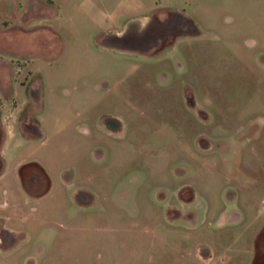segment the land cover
<instances>
[{
	"label": "rangeland",
	"instance_id": "obj_1",
	"mask_svg": "<svg viewBox=\"0 0 264 264\" xmlns=\"http://www.w3.org/2000/svg\"><path fill=\"white\" fill-rule=\"evenodd\" d=\"M202 242L264 263V0H0V264Z\"/></svg>",
	"mask_w": 264,
	"mask_h": 264
},
{
	"label": "crops",
	"instance_id": "obj_2",
	"mask_svg": "<svg viewBox=\"0 0 264 264\" xmlns=\"http://www.w3.org/2000/svg\"><path fill=\"white\" fill-rule=\"evenodd\" d=\"M207 218V217H206ZM204 218L203 221L201 222L202 227H198L199 232H201L202 235L204 234H210L212 236H215L213 239L216 238V228L220 229V225L218 222L214 223H207V219ZM219 246L216 247V244L214 242H209L207 243H199L196 246V250H194V255L202 260L204 264H229V256L228 255H222L219 252ZM257 255V250L256 252L253 253V263L252 264H257L256 259ZM264 264V263H263Z\"/></svg>",
	"mask_w": 264,
	"mask_h": 264
}]
</instances>
